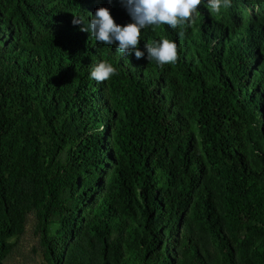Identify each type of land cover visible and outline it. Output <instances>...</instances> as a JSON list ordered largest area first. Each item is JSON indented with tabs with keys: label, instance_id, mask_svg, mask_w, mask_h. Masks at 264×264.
<instances>
[{
	"label": "trees",
	"instance_id": "1",
	"mask_svg": "<svg viewBox=\"0 0 264 264\" xmlns=\"http://www.w3.org/2000/svg\"><path fill=\"white\" fill-rule=\"evenodd\" d=\"M231 4L137 60L72 23L123 0H0V264L29 209L44 264H264V0Z\"/></svg>",
	"mask_w": 264,
	"mask_h": 264
},
{
	"label": "clouds",
	"instance_id": "2",
	"mask_svg": "<svg viewBox=\"0 0 264 264\" xmlns=\"http://www.w3.org/2000/svg\"><path fill=\"white\" fill-rule=\"evenodd\" d=\"M132 23L118 25L106 7H100L91 15L88 23L74 16V25H83L81 31L89 32L97 42L117 45L122 55L134 52L137 60L144 58L139 50L142 29L149 26L168 25L173 30L183 29L194 22L202 0H123ZM209 9L219 14L221 9L231 8V0H207ZM118 42V43H117ZM147 59L155 60L159 65L174 64L179 57L178 46L169 39L146 43ZM117 73V69L108 62H100L91 70V78L104 82Z\"/></svg>",
	"mask_w": 264,
	"mask_h": 264
},
{
	"label": "rangeland",
	"instance_id": "3",
	"mask_svg": "<svg viewBox=\"0 0 264 264\" xmlns=\"http://www.w3.org/2000/svg\"><path fill=\"white\" fill-rule=\"evenodd\" d=\"M10 252L2 264H44L37 235L35 211H28L21 234L8 239Z\"/></svg>",
	"mask_w": 264,
	"mask_h": 264
}]
</instances>
